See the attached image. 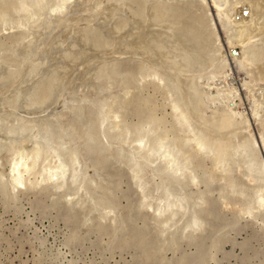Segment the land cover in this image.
Here are the masks:
<instances>
[{"label": "rangeland", "instance_id": "374dc122", "mask_svg": "<svg viewBox=\"0 0 264 264\" xmlns=\"http://www.w3.org/2000/svg\"><path fill=\"white\" fill-rule=\"evenodd\" d=\"M53 1L0 0V134L9 137L0 146V264H264V185L247 178L264 176V107L254 114L243 85L250 68L226 55L212 1ZM254 32L250 52L264 60V34ZM224 75L232 99L212 86ZM223 115L232 122L221 128ZM34 125L49 129L51 150L19 149L15 135Z\"/></svg>", "mask_w": 264, "mask_h": 264}, {"label": "bare ground", "instance_id": "6f19581e", "mask_svg": "<svg viewBox=\"0 0 264 264\" xmlns=\"http://www.w3.org/2000/svg\"><path fill=\"white\" fill-rule=\"evenodd\" d=\"M51 1H53V0H51ZM60 1V0H59ZM57 2V3H60V2ZM65 1H67V0H65ZM104 1V0H103ZM168 1V0H167ZM174 1V0H173ZM180 0H177V2H179ZM183 2L185 1V0H182ZM190 1H192V0H190ZM190 1H188L189 3H190ZM197 1V0H196ZM200 1V0H199ZM204 1V0H203ZM212 1V3L214 4V7H215V11H216V13L217 14H219V16H220V18H221V21H222V28L225 30V32L224 33H226V44H227V50L228 51H230V54H231V51L232 50H235L236 51V54L235 55H229V54H226L227 56H230L232 59H234V60H236V62L238 61V63H239V65H241L242 67L244 66V67H249L250 68V70H249V72H250V78H249V81H246V82H244L243 83V85L245 86V87H247V86H251V88H250V91H251V93H252V96H253V98H254V103L256 104L255 105V109H253L254 110V114H256L257 113V110L259 109V110H261V107H262V105H263V107H264V93H263V91L260 89V86H259V84H258V82H260L261 80H263L264 81V60H263V58H259L258 56H260L261 55V53L260 52H258V50L257 51H253L252 53L250 52V50H252V49H250L251 48V43H250V39H251V37H252V33L254 32V31H256L257 33H258V35H260V33L261 34H264V14H263V12H264V10H262L263 12H261L259 9H261V7H260V4L258 3L257 4V2H256V0H255V2H253V0H211ZM263 1L264 0H260V2H262L263 3ZM54 2V1H53ZM68 2V1H67ZM69 2H71V1H69ZM146 2V1H145ZM148 2V1H147ZM157 2V1H156ZM160 2V1H159ZM174 2H176V1H174ZM174 2H171L170 1V4L171 3H174ZM176 2V3H177ZM193 2H195V1H193ZM198 2V1H197ZM196 2V3H197ZM94 3V2H93ZM110 3V2H109ZM122 3V2H121ZM151 3H153L152 1H151ZM161 3V2H160ZM180 3H182V2H180ZM187 3V2H186ZM192 3V2H191ZM190 3V5H193V4H191ZM199 3V2H198ZM262 3H261V5H262ZM66 4V3H65ZM146 4V3H145ZM159 4V3H158ZM168 4V3H167ZM169 4V5H170ZM188 4V3H187ZM186 4V5H187ZM122 5V4H121ZM143 5V4H142ZM151 5V4H150ZM157 5V4H156ZM162 5H164L163 3H162ZM173 5V4H172ZM176 5V4H175ZM175 5H173V7L175 6ZM181 5V4H180ZM189 5V4H188ZM187 5V6H188ZM189 5V6H190ZM263 5H264V3H263ZM262 5V6H263ZM45 6V5H44ZM43 6V7H44ZM101 6H103V5H101ZM207 6V5H206ZM59 7V6H58ZM114 7V6H113ZM156 7V6H155ZM159 7V6H158ZM161 7H163V6H161ZM161 7H160V11H161ZM167 7V6H166ZM176 7V6H175ZM178 7H179V5H178ZM184 7V6H183ZM39 8V7H38ZM54 8H56V7H54ZM60 8V7H59ZM95 8V7H94ZM98 8V7H97ZM99 8H100V6H99ZM143 8V7H142ZM168 8V7H167ZM171 8V7H170ZM170 8H169V10H170ZM185 8H187L186 6L183 8L184 10H185ZM189 8V7H188ZM197 8V7H196ZM46 9V8H45ZM115 9V8H114ZM113 9V10H114ZM118 9V8H117ZM173 9V8H172ZM192 9V8H191ZM262 9H264V7H262ZM41 10V9H40ZM95 10V9H94ZM112 10V9H111ZM142 10V9H141ZM168 10V13L171 11H169ZM182 10V9H181ZM193 10V9H192ZM203 10V9H202ZM209 10V9H208ZM45 11V10H44ZM55 11V10H54ZM57 11V10H56ZM77 11V10H76ZM97 11V10H96ZM173 11V10H172ZM171 11V12H172ZM177 11V10H176ZM188 11V10H187ZM59 12H60V10H59ZM58 12V13H59ZM65 12V11H64ZM132 12V11H131ZM164 12H166L167 13V11L165 10ZM174 12V11H173ZM32 13H33V11H32ZM43 13V12H42ZM57 13V15H59ZM75 13V12H74ZM73 13V14H74ZM156 13V12H155ZM158 13V12H157ZM175 13V12H174ZM187 13V12H186ZM260 13H262V14H260ZM48 14V13H47ZM50 14V13H49ZM54 14V13H53ZM66 14V13H65ZM91 14V13H90ZM137 14V13H136ZM161 14V13H160ZM185 14V13H184ZM34 14H32V16H33ZM43 15H44V13H43ZM62 15V14H61ZM121 15H123V14H121ZM154 15V14H153ZM159 15V14H158ZM168 15V14H167ZM39 16V15H38ZM45 16V15H44ZM64 16V15H63ZM105 16V15H104ZM103 16V17H104ZM161 16H163V15H161ZM166 16V15H165ZM169 16V15H168ZM183 16V15H182ZM179 17V18H183V17ZM189 16V15H188ZM53 17H55V16H53ZM58 17V16H57ZM102 17V16H101ZM164 17V16H163ZM167 17V16H166ZM165 17V18H166ZM33 18V17H32ZM106 18V17H105ZM156 18H157V16H156ZM155 18V20H157ZM158 18H159V16H158ZM165 18H164V20H165ZM168 18V17H167ZM186 18H188V17H186ZM189 18H191L190 16H189ZM51 19H52V17H51ZM78 19V18H77ZM145 19V18H144ZM161 19H163V18H161ZM172 19V18H171ZM192 19H193V17H192ZM63 20V19H62ZM87 20H90V19H87ZM141 20V19H140ZM139 20V21H140ZM159 20L160 19H158V22H159ZM183 20H185V19H183ZM182 20V21H183ZM86 21V20H85ZM103 21V20H102ZM188 21V20H187ZM209 21V20H208ZM10 22V21H9ZM14 22V21H13ZM46 22L47 21H45V25H46ZM49 22V25H50V21H48ZM99 22V21H98ZM122 22H124L123 20H122ZM127 22V21H126ZM168 22V21H167ZM171 22V21H170ZM170 22H168V23H170ZM176 22V21H175ZM191 22V21H190ZM20 23V22H19ZM140 23H142V22H140ZM195 23V22H194ZM22 24V23H21ZM25 24V23H24ZM29 24V23H28ZM81 24V23H80ZM86 24V23H85ZM90 24V23H89ZM89 24H87V25H89ZM117 24V23H116ZM119 24H120V22H119ZM128 24V23H127ZM130 24V23H129ZM135 24V23H134ZM164 24V23H163ZM186 23H182V26L184 27V25H185ZM187 24H190V23H187ZM186 24V25H187ZM209 24V23H208ZM11 25H13V24H11ZM17 25V24H16ZM53 24H51V26H52ZM171 25V24H170ZM173 25V24H172ZM186 25H185V27H186ZM193 25V24H192ZM192 25H191V27H192ZM40 27H41V25H39ZM38 26V27H39ZM56 26H58V25H56ZM59 26H60V24H59ZM62 26V25H61ZM92 26V25H91ZM120 26V25H119ZM124 26V25H123ZM136 26H137V24H136ZM151 26H154V25H151L150 24V27ZM181 26V25H180ZM179 26V27H180ZM23 27H25V25L23 26ZM23 27H21V28H23ZM28 27V26H27ZM44 27V26H43ZM45 27H49L48 25H46ZM84 27V26H83ZM95 27V26H94ZM97 27V26H96ZM128 27V26H127ZM130 27V26H129ZM154 27H156V26H154ZM163 27V26H162ZM165 27V26H164ZM178 27V28H179ZM182 27V28H183ZM193 27H194V25H193ZM13 28V27H12ZM15 28V27H14ZM50 28V27H49ZM116 28V27H115ZM120 28V27H119ZM133 28V27H132ZM141 28V27H140ZM153 27H151V29H152ZM172 28V27H171ZM181 28V27H180ZM195 28V27H194ZM197 28V27H196ZM27 29V28H26ZM32 29V28H31ZM30 29V30H31ZM34 29H36V27L34 28ZM38 29V28H37ZM39 29H41V28H39ZM54 29H55V27H54ZM99 29V28H98ZM150 29V28H149ZM166 29V28H165ZM176 29H177V27H176ZM187 29V28H186ZM16 30H17V28H16ZM88 30V29H87ZM86 30V31H87ZM153 30V29H152ZM192 30V29H191ZM1 31H2V29H1ZM28 31V30H27ZM26 31V32H27ZM46 31V30H45ZM51 31V30H50ZM55 31V30H54ZM58 31V30H57ZM85 31V32H86ZM90 31V30H89ZM101 31V30H100ZM100 31H99V33L98 34H100ZM104 31V30H103ZM117 31V30H116ZM123 31V30H122ZM135 31V30H134ZM183 31V30H182ZM181 31V32H182ZM234 31V32H233ZM25 32V35H28V33H26ZM36 32V31H35ZM40 32V31H39ZM41 32H42V30H41ZM102 32V31H101ZM126 32V31H125ZM124 32V33H125ZM140 31L138 30V33H139ZM159 32H161V31H159ZM193 32V31H192ZM206 32V31H205ZM208 32V31H207ZM210 32V31H209ZM78 33V32H77ZM79 33H82V31L81 32H79ZM110 33V32H109ZM174 33V32H173ZM185 33H186V31H185ZM191 33V32H190ZM203 33V32H202ZM255 33V32H254ZM23 34V33H22ZM52 34V33H51ZM87 34V33H86ZM123 34V33H122ZM134 34V33H133ZM136 34V33H135ZM144 34H146V33H143V35ZM159 34V33H158ZM176 34H177V32H176ZM180 34V33H179ZM204 34V33H203ZM41 35V34H40ZM47 35V34H46ZM53 35V34H52ZM75 35V34H74ZM110 35V34H109ZM147 35V34H146ZM148 35H149V33H148ZM181 35V34H180ZM255 35H257V34H254L253 36H255ZM17 36V35H16ZM19 36H21V34L19 35ZM83 36V35H82ZM23 37V36H22ZM42 37V36H41ZM43 37H44V35H43ZM123 37H124V35H123ZM129 37H131V36H129ZM140 37V36H139ZM142 37V36H141ZM140 37V38H141ZM157 37V36H156ZM160 37V36H159ZM19 38V37H18ZM87 38H90V37H87ZM86 38V39H87ZM99 38H101V37H99ZM102 38H104V37H102ZM106 38V37H105ZM140 38H138V39H140ZM143 38V37H142ZM147 38V37H146ZM152 38V37H151ZM162 38H164V37H162ZM166 38V37H165ZM164 38V39H165ZM180 41H182V37L180 36ZM34 39V38H33ZM56 39V38H55ZM63 39V38H62ZM82 39V38H81ZM129 39V38H128ZM127 39V40H128ZM144 39V38H143ZM143 39H141V40H143ZM148 39V38H147ZM150 39V38H149ZM167 39V38H166ZM169 39V38H168ZM179 39V38H178ZM40 40H42L41 38H40ZM57 40V39H56ZM84 40V39H83ZM101 40H104V39H101ZM118 40V39H117ZM126 40V39H125ZM129 40H131V39H129ZM154 40H157L156 38L154 39ZM170 40V39H169ZM260 40H262V39H260ZM34 41V40H33ZM55 41V40H54ZM108 41V40H107ZM114 41V40H113ZM158 41V40H157ZM162 41H163V39H162ZM166 41H168V40H166ZM170 41H172V40H170ZM169 41V42H170ZM179 41V42H180ZM41 42V41H40ZM63 42V41H62ZM103 42V41H102ZM136 42V41H135ZM138 42V41H137ZM156 42V41H155ZM159 42V41H158ZM178 42V41H177ZM183 42V41H182ZM260 42V41H259ZM36 43V42H35ZM87 43V42H86ZM90 43V42H89ZM95 43H97V42H95ZM109 43V47H110V42H108ZM162 43V42H161ZM165 43V42H164ZM173 43V42H172ZM176 43V42H175ZM181 43V42H180ZM186 43V42H185ZM207 43V42H206ZM25 45H26V43H24ZM93 44V43H92ZM102 44V43H101ZM171 44V43H170ZM205 44V43H204ZM39 45H40V43H39ZM62 46L63 45H65V43L64 44H61ZM107 45V44H106ZM166 45L167 44H165V48H168V47H166ZM171 45H173V44H171ZM182 45H183V43H182ZM253 45V47H255L254 45L255 44H252ZM55 46V45H54ZM111 46H112V43H111ZM145 46V45H144ZM149 46V45H148ZM176 46V45H175ZM194 46V45H193ZM193 46H191L192 48H193ZM206 46V48L208 47L207 46V44L205 45ZM210 46H212V45H210ZM221 46V45H220ZM261 46H263L262 45V43H261ZM25 47V46H24ZM43 47V46H42ZM85 47V46H84ZM92 47V46H91ZM124 47V46H123ZM184 47H185V45H184ZM195 47V46H194ZM252 47V48H253ZM264 47V46H263ZM53 48V47H52ZM70 48V47H69ZM130 48V47H129ZM145 48H147V46H145ZM170 48V47H169ZM186 48L187 47H185V48H183L182 50H183V52H186L185 50H186ZM192 48H190V49H192ZM220 48V47H219ZM256 48H257V46H256ZM255 48V49H256ZM32 49V48H31ZM34 50H35V48H33ZM41 48H39V50H40ZM61 49H63V48H61ZM86 49V48H85ZM90 49V48H89ZM107 49H108V47H107ZM120 49V48H119ZM142 49V48H141ZM152 49V48H151ZM154 49V48H153ZM188 49V48H187ZM189 49V50H190ZM263 49V48H262ZM38 50V49H37ZM63 50H65V49H63ZM73 50V49H72ZM94 50V49H93ZM95 50H97V49H95ZM99 50H101V49H99ZM103 50V49H102ZM109 50V49H108ZM130 50V49H129ZM178 50V49H177ZM181 50V49H180ZM188 50V51H189ZM215 50V49H214ZM226 50V51H227ZM23 51V50H22ZM30 51V50H29ZM56 51V50H55ZM68 51V50H67ZM83 51H85L84 49H83ZM83 51H82V53H83ZM98 51V50H97ZM121 51V50H120ZM139 51H140V49H139ZM209 51V50H208ZM71 52V51H70ZM75 52V51H74ZM116 52V51H115ZM118 52V51H117ZM144 52V51H143ZM155 52L156 51H154V54H155ZM170 52V51H169ZM193 52V51H192ZM219 52H221V50L219 51ZM114 53V52H113ZM120 53V52H119ZM129 53V52H128ZM146 53V52H145ZM159 53V52H158ZM161 53V52H160ZM162 53H163V51H162ZM189 53H190V51H189ZM91 54V53H90ZM118 54V53H117ZM133 54H135V53H133ZM147 54V53H146ZM153 54V53H152ZM151 54V55H152ZM174 54V53H173ZM181 54V53H180ZM187 54H188V52H187ZM196 54H197V52H196ZM204 54V53H203ZM213 54V53H212ZM220 54V53H219ZM263 54V53H262ZM151 55H149V56H151ZM159 55V54H158ZM183 55V54H182ZM200 55V54H199ZM205 55V54H204ZM264 55V54H263ZM51 56V55H50ZM54 56V55H53ZM56 56V55H55ZM110 56V55H109ZM118 56V55H117ZM194 56V55H193ZM192 56V57H193ZM202 56V55H201ZM220 56V55H219ZM73 57V56H72ZM156 57V56H155ZM169 57V56H168ZM34 58V57H33ZM67 58V57H66ZM199 58V57H198ZM257 58H259V61L260 62H257V64H253V62H254V60H258ZM21 59V58H20ZM192 59V58H191ZM222 59H223V57H222ZM44 60V59H43ZM125 60V59H124ZM196 60H199V59H196ZM195 59H194V61H196ZM22 61V60H21ZM20 61V62H21ZM51 61V60H50ZM71 61V60H70ZM78 61V60H77ZM128 61V60H127ZM136 61H138V60H136ZM135 61V62H136ZM149 61V60H148ZM223 61V60H222ZM49 62V61H48ZM142 62V61H141ZM152 62H154V61H152ZM24 63V62H23ZM26 63V62H25ZM32 63V62H31ZM69 63V62H68ZM140 63V62H139ZM142 63H144V62H142ZM185 63V62H184ZM220 63V62H219ZM225 63H227L226 61H225ZM18 64H19V62H18ZM17 64V65H18ZM28 64V63H27ZM37 64V63H36ZM221 64H223V62H221ZM32 65V64H31ZM47 65V64H46ZM45 65V66H46ZM57 65V64H56ZM141 65V64H140ZM148 65V64H147ZM160 65V64H159ZM167 65V64H166ZM184 65V64H183ZM207 65V64H206ZM226 65V64H225ZM28 66V65H27ZM43 66V65H42ZM160 66H162V65H160ZM208 66V65H207ZM210 66V65H209ZM11 67H12V65H11ZM141 67V66H140ZM149 67V66H148ZM156 67H158V66H156ZM176 67V66H175ZM184 67V66H183ZM190 66H188V68H189ZM60 68H62V67H60ZM104 68V67H103ZM144 68V67H143ZM181 68V67H180ZM179 68V69H180ZM225 68V67H224ZM21 69H22V67H21ZM68 69V68H67ZM177 69V68H176ZM29 70H30V68H29ZM142 70V69H141ZM220 70V69H219ZM13 71V70H12ZM35 71V70H34ZM64 71V70H63ZM144 71V70H143ZM142 71V72H143ZM146 71V70H145ZM144 71V72H145ZM178 71V70H177ZM186 71V70H185ZM223 71H224V69H223ZM223 71H222V73H223ZM19 72V71H18ZM140 72V71H139ZM187 72H189V71H187ZM220 72V71H219ZM37 73V72H36ZM115 73H117V72H115ZM147 73V72H146ZM196 73V72H195ZM210 73V72H209ZM225 73V72H224ZM7 74V73H6ZM25 74H27V72L25 73ZM30 74H31V72H30ZM44 74H46L45 72H44ZM43 74V75H44ZM49 74V73H48ZM64 74V73H63ZM148 74V73H147ZM173 74H174V72H173ZM51 75V74H50ZM81 75V74H80ZM87 75V74H86ZM95 75V74H94ZM144 76H145V74H143ZM151 75H152V73H151ZM218 75H220V74H218ZM218 75H217V77H218ZM226 75V74H225ZM224 75V76H225ZM73 76V75H72ZM150 76V75H149ZM174 76H176V74L174 75ZM209 76V75H208ZM214 76V75H213ZM220 76H222V75H220ZM27 77V76H26ZM96 77H97V75H96ZM154 77V76H153ZM186 78V76H183V78ZM188 77H190V75L188 76ZM204 77V76H203ZM216 77V76H215ZM87 78V77H86ZM163 78V77H162ZM177 78V77H176ZM19 79V78H18ZM178 79V78H177ZM177 79H175L176 81H177ZM182 79V78H181ZM180 79V80H181ZM200 79H202L201 77H200ZM206 79V78H205ZM210 79V78H209ZM213 79V78H212ZM218 79V78H217ZM216 78H215V80H213V82H212V86H214V88H216L217 90L218 89H223V90H225L226 92H224V94L226 93V96H227V98H229L228 97V95H230L231 96V99H232V96L234 95V94H236L235 92H234V90H235V88H234V86L231 84V82H230V79L227 77L226 78V76L224 77V79H218L217 80ZM4 80V79H3ZM104 80V79H103ZM190 80H191V78H190ZM207 80H208V78H207ZM223 80V81H222ZM15 81V80H14ZM95 81V80H94ZM185 81V80H184ZM187 81V80H186ZM203 81V80H202ZM209 81V80H208ZM262 81V82H263ZM61 82V81H60ZM179 82V81H178ZM207 82V81H206ZM210 82V81H209ZM208 82V83H209ZM114 83V82H113ZM174 83V82H173ZM181 83H183V82H181ZM188 83V82H187ZM196 83V82H195ZM199 83V82H198ZM3 84V83H2ZM108 84V83H107ZM112 84V83H111ZM137 84V83H136ZM178 84V83H177ZM177 84H175V85H177ZM200 84H202V83H200ZM134 85V84H133ZM138 85V84H137ZM197 85H199V84H197ZM208 85V84H207ZM11 86V85H10ZM44 87H45V85H43ZM47 86V85H46ZM71 86H72V84H71ZM95 86V85H94ZM129 86V85H128ZM205 86H206V84H205ZM89 87H91V86H89ZM88 87V88H89ZM47 88V87H46ZM46 88H44V89H46ZM83 88V87H82ZM181 88V87H180ZM33 89V88H32ZM71 89V88H70ZM100 89H101V87H100ZM99 89V90H100ZM185 89V88H184ZM4 90V89H3ZM21 90V89H20ZM53 90H55V89H53ZM147 90V89H146ZM187 90V89H186ZM103 91V90H102ZM178 91V90H177ZM50 92H52V91H50ZM66 92V91H65ZM67 92H68V90H67ZM184 92V91H183ZM218 92V91H217ZM227 92H228V95H227ZM237 92V91H236ZM79 93V92H78ZM221 93V92H220ZM222 93H223V91H222ZM47 94H48V92H47ZM95 94V93H94ZM218 94H219V92H218ZM224 94H221L222 95V97L224 98ZM9 95H11V94H9ZM41 95H43V94H41ZM53 95V94H52ZM128 95H129V93H128ZM170 95V94H169ZM181 95V94H180ZM191 95V94H190ZM3 96V95H2ZM44 96H46V95H44ZM66 96V95H65ZM110 96V95H109ZM217 95H215L214 97H212V98H215ZM225 96V97H226ZM111 97V96H110ZM126 97V96H125ZM235 97H237L236 95H235ZM4 98V97H3ZM52 98V97H51ZM172 98V97H171ZM222 98V99H223ZM50 99V98H49ZM6 100V99H5ZM51 100V99H50ZM104 100V99H103ZM117 100H119V99H117ZM174 100V99H173ZM3 101V100H2ZM112 101V100H111ZM226 101V100H225ZM231 101V100H230ZM4 102V101H3ZM13 102V101H12ZM30 102V101H29ZM174 102H175V100H174ZM179 102V101H178ZM181 102V101H180ZM228 102V101H227ZM47 103V102H46ZM45 103V104H46ZM75 103V102H74ZM103 103H105V102H103ZM108 103V102H107ZM157 103V102H156ZM229 103V102H228ZM231 103V102H230ZM17 104V103H16ZM30 104V103H29ZM28 104V105H29ZM39 104V103H38ZM44 104V103H43ZM66 104V103H65ZM119 104V103H118ZM154 104V103H153ZM176 104V103H175ZM179 104V103H178ZM192 104V103H191ZM1 105V104H0ZM62 104H60V106H61ZM64 105V104H63ZM108 105V104H107ZM123 105V104H122ZM156 105V104H155ZM174 105V104H173ZM190 105V104H189ZM16 106V105H15ZM27 106V105H26ZM41 106V105H40ZM46 106V105H45ZM55 106H57V103H56V105ZM178 106H181V105H178ZM230 106H231V104H230ZM42 107H44V106H42ZM49 107V106H48ZM48 107H47V109H48ZM105 107H107V106H105ZM109 107H111V106H109ZM109 107H108V109H109ZM156 107V106H155ZM164 107V106H163ZM14 108V107H13ZM27 108V107H26ZM39 108V107H38ZM54 108V107H53ZM92 108V107H91ZM157 108V107H156ZM178 108L179 107H177V110H178ZM188 108V107H187ZM229 108V107H228ZM85 109V108H84ZM94 109V108H93ZM96 109V108H95ZM107 109V110H108ZM120 109V108H119ZM67 110V109H66ZM65 110V111H66ZM70 110H72V109H70ZM89 110V109H88ZM101 111H103L102 109H100ZM106 110V111H107ZM154 110V109H153ZM174 110V109H173ZM180 110V109H179ZM193 110V109H192ZM230 112H232V110H233V108L232 107H230L229 109H228ZM33 111V110H32ZM39 111V110H38ZM62 111V110H61ZM69 111V110H68ZM87 111V110H86ZM106 111H105V113H106ZM110 110H108V112H109ZM201 111V110H200ZM218 111V110H217ZM217 111H215V112H217ZM262 111V110H261ZM19 112V111H18ZM43 112V111H42ZM96 112V111H95ZM155 112V111H154ZM203 112V111H202ZM264 112V111H263ZM11 113V112H10ZM48 113H51V112H48ZM47 113V114H48ZM53 113V112H52ZM102 113V112H101ZM177 113H179V112H177ZM260 113V112H259ZM6 114V113H5ZM13 114H15V113H13ZM85 114V113H84ZM99 114H100V112H99ZM98 114V115H99ZM108 114V113H107ZM106 114V115H107ZM111 114V113H110ZM258 114V113H257ZM256 114V115H257ZM261 114V113H260ZM259 114V115H260ZM21 115V114H20ZM77 115V114H76ZM102 115H103V113H102ZM259 115H258V118H260L259 117ZM81 116V115H80ZM100 116H101V114H100ZM100 116H98V117H100ZM157 116V115H156ZM229 116V115H228ZM228 116H225V115H223L222 116V119H220L221 121H220V126H221V128H223V126L224 127H227L228 125H229V123L230 122H232L231 120V118L230 117H228ZM238 116V115H237ZM36 117V116H35ZM254 117H256V116H254ZM26 118V117H25ZM37 118V117H36ZM107 118V117H106ZM112 118V117H111ZM145 118V117H144ZM55 119V118H54ZM53 119V120H54ZM96 119H97V113H96ZM101 119V118H100ZM216 119V118H215ZM29 120V119H28ZM98 120V119H97ZM258 120V119H257ZM24 121V120H23ZM38 121V120H37ZM83 121V120H82ZM204 121V120H203ZM215 121H217V120H215ZM35 122V121H34ZM56 122V121H55ZM84 122V121H83ZM86 122H87V120H86ZM180 122V121H179ZM213 122H214V119H213ZM247 122V121H246ZM239 123V122H238ZM244 123H245V121H244ZM6 124V123H5ZM10 124V123H9ZM108 124H109V122H108ZM111 124V123H110ZM174 124V123H173ZM179 124V123H178ZM232 124V123H231ZM240 124H242V122L240 123ZM87 125V124H86ZM112 125V124H111ZM219 125V124H218ZM233 125H235V123H233ZM246 125H247V123H246ZM47 126V125H46ZM57 126V125H56ZM93 126V125H92ZM142 126V125H141ZM238 126V125H237ZM37 126H35L34 125V127H32V129L33 130H30L29 129V127H28V131L26 132V131H22L21 133H18L17 135H15V137H16V140H17V143L19 144L18 146H19V149L21 150V151H23L24 153L25 152H28V151H34V150H37V149H39V147L41 146L42 147V145H44V146H46L49 150H51L52 148H53V144L51 143V139H50V137H49V133H47V131L49 130H47V128L46 129H44V130H39L38 128L37 129H34V128H36ZM171 127V126H170ZM218 127V126H217ZM43 128V127H42ZM41 128V129H42ZM45 128V127H44ZM61 128V127H60ZM115 128V127H114ZM172 128V127H171ZM182 128V127H181ZM180 128V129H181ZM219 128V127H218ZM232 128V127H231ZM233 128H235V127H233ZM232 128V129H233ZM111 130L113 129V128H110ZM109 129V130H110ZM117 129V128H116ZM245 129L247 130V131H249V129H248V127H245ZM256 129H257V131H258V133L259 134H264V119L262 120H258L257 122H256ZM99 130V129H98ZM173 130V129H172ZM227 130H230V129H227ZM8 131V130H7ZM6 131V132H7ZM102 131V130H101ZM106 131V130H105ZM2 132H4V131H2ZM10 132V131H9ZM62 132V131H61ZM110 132V131H109ZM109 132H107V133H109ZM112 132V131H111ZM178 132V131H177ZM182 132V131H181ZM219 132H220V130H219ZM225 132H226V130H225ZM250 132V131H249ZM249 132H247V133H249ZM56 133V132H55ZM57 133H59V132H57ZM180 133V132H179ZM221 133V132H220ZM224 133V132H223ZM53 134V132H51V135ZM62 134H63V132H62ZM222 134V133H221ZM226 134V133H225ZM9 135H10V133H9ZM109 135V134H108ZM235 135V134H234ZM251 136H252V132H251V134H250ZM250 135H249V137H250ZM12 136V135H11ZM54 136V135H53ZM219 136H221V135H219ZM230 136V135H229ZM114 137V136H113ZM222 137H224V135L222 136ZM238 137V136H237ZM240 137V136H239ZM8 136L6 135V134H0V146L1 145H3V144H5V142L8 140ZM70 138H71V136H70ZM92 138V137H91ZM252 138H254V137H252ZM14 139V138H13ZM13 139H11L12 140V143H14L13 142ZM57 139V138H56ZM62 139V138H61ZM141 139V138H140ZM161 139V138H160ZM159 139V140H160ZM210 139V138H209ZM213 139V138H212ZM218 139H220L219 137H218ZM229 139H230V137H229ZM263 139V138H262ZM88 140V139H87ZM90 140V139H89ZM95 140V139H94ZM98 140V139H97ZM110 140H112V139H110ZM201 140V139H200ZM221 140V139H220ZM243 140H245V138L243 139ZM247 140V139H246ZM264 140V139H263ZM56 141V140H55ZM158 141V140H157ZM164 141V140H163ZM199 141V140H198ZM202 141V140H201ZM212 141V140H211ZM219 141V140H218ZM61 142H63V141H61ZM138 142H139V140H138ZM160 142V141H159ZM244 142V141H243ZM11 143V144H12ZM54 143V142H53ZM58 143V142H57ZM87 143V142H86ZM95 143H96V141H95ZM110 143V142H109ZM117 143V142H116ZM157 143V142H156ZM161 143V142H160ZM199 142H197V144H198ZM221 143V142H220ZM219 142H218V144H220ZM235 143V142H234ZM238 143V142H237ZM242 143V142H241ZM253 143V142H252ZM15 144H16V142H15ZM85 144V143H84ZM97 144H98V141H97ZM157 144H159V143H157ZM188 144V143H187ZM204 144V143H203ZM202 144V145H203ZM222 144H224V143H221L220 144V147L222 146ZM65 145V144H64ZM94 145V144H93ZM99 145V144H98ZM135 145H137L136 143L134 144V146H133V144L132 145H130V146H133V147H135ZM162 145V144H161ZM173 145V144H172ZM200 145V144H199ZM202 145L200 146V148L202 147ZM206 145V144H205ZM238 145V144H237ZM264 145V144H263ZM189 146V145H188ZM224 146H226V145H224ZM240 146H242L241 144H240ZM3 147V146H2ZM40 147V148H41ZM56 147V146H55ZM179 147H181V146H179ZM6 148V147H5ZM66 148V147H65ZM65 148H64V150H65ZM70 148V147H69ZM94 148V147H93ZM137 148H139V147H137ZM157 148H159V147H157ZM164 148V147H163ZM162 148V150H164ZM190 148V147H189ZM198 148H199V146H198ZM197 148V149H198ZM44 149V148H43ZM47 149V150H48ZM106 149H108V148H106ZM156 149V148H155ZM161 149V148H160ZM166 149H168V148H166ZM218 149H219V145H218ZM203 150V149H202ZM205 150V149H204ZM221 150H222V148H221ZM225 150V149H224ZM223 150V151H224ZM70 151V150H69ZM98 151V150H97ZM137 151V150H136ZM201 151V150H200ZM74 152V151H73ZM98 152H100V151H98ZM105 152V151H104ZM108 152V151H107ZM162 152H164V151H162ZM165 152H167V151H165ZM197 152V151H196ZM63 153V152H62ZM168 153H169V151H168ZM21 154V153H20ZM36 154L38 155V153L36 152ZM64 154H65V152H64ZM137 154V153H136ZM139 154V153H138ZM146 154V153H145ZM154 154V153H153ZM162 154V153H161ZM166 154V153H165ZM206 154H207V150H206ZM18 155V154H17ZM16 155V156H17ZM45 155V154H44ZM139 155H141V153L139 154ZM144 155V154H143ZM167 155V154H166ZM227 155V154H226ZM230 156H232L231 154H229ZM62 156H63V154H62ZM65 156V155H64ZM229 156V157H230ZM19 158V157H18ZM62 158H66V156L65 157H62ZM73 158V157H72ZM109 158H110V156H109ZM142 158V157H141ZM157 158V157H156ZM228 158V157H227ZM106 159H108V158H106ZM143 159V158H142ZM206 159V158H205ZM232 159V158H231ZM230 159V160H231ZM16 160V159H15ZM25 160V159H24ZM66 160V159H65ZM73 160V159H72ZM75 160V159H74ZM114 160V159H113ZM117 160V159H116ZM189 160V159H188ZM37 161V160H36ZM44 161V160H43ZM55 161V160H54ZM67 161H70V160H67ZM182 161V160H181ZM213 161V160H212ZM216 161V160H215ZM225 161V160H224ZM223 161V162H224ZM14 162V161H13ZM61 162V161H60ZM64 162V161H63ZM167 162V161H166ZM175 162V161H174ZM173 162V163H174ZM15 163H16V161H15ZM47 163V162H46ZM70 163V162H69ZM107 163V162H106ZM111 163V162H110ZM114 163H117V162H114ZM124 163V162H123ZM123 163H122V165H123ZM139 163V162H138ZM156 163H157V161H156ZM217 163V162H216ZM216 163H214V165H216ZM235 163V162H234ZM18 164V163H17ZM21 164V163H20ZM35 164V163H34ZM33 164V165H34ZM70 164H72V163H70ZM77 164H78V162H77ZM109 164V163H108ZM130 164V163H129ZM189 164H190V162H189ZM195 164V163H194ZM243 164V163H242ZM47 165V164H46ZM65 165V164H64ZM74 165H75V163H74ZM118 165V164H117ZM165 165V164H164ZM163 165V166H164ZM178 165V164H177ZM235 165V164H234ZM244 165V164H243ZM246 165V164H245ZM20 166V165H19ZM37 166V165H36ZM43 166V165H42ZM110 166V165H109ZM125 166V165H124ZM127 166V165H126ZM218 166V165H217ZM216 166V167H217ZM230 166V165H229ZM237 166V165H236ZM17 167V166H16ZM55 167V166H54ZM74 167V166H73ZM98 167V166H97ZM173 167V166H172ZM186 167V166H185ZM188 167V166H187ZM3 168V167H2ZM83 168V167H82ZM112 168V167H111ZM129 168V167H128ZM131 168H132V166H131ZM182 168V167H181ZM258 168H260V167H258ZM33 169V168H32ZM43 169H45V168H43ZM57 169H59L58 167H57ZM122 169V168H121ZM139 169V168H138ZM171 169V168H170ZM187 169V168H186ZM264 169V168H263ZM53 170V169H52ZM172 170V169H171ZM184 170V169H183ZM259 171H260V169H258ZM165 171V170H164ZM184 171H186V170H184ZM229 171V168H228V170H227V172ZM248 171V170H247ZM254 171V170H253ZM2 172V171H1ZM43 172V171H42ZM44 172H45V170H44ZM96 172V171H95ZM132 172V171H131ZM137 172H139V171H137ZM171 172V171H170ZM218 172V171H217ZM220 172V171H219ZM262 172V171H261ZM53 173V172H52ZM59 174H60V172H58ZM164 173V172H163ZM224 173H226V172H224ZM248 173V172H247ZM3 174V173H2ZM1 174V175H2ZM75 174V173H74ZM82 174V173H81ZM134 174V173H133ZM173 174V173H172ZM187 174V173H186ZM245 174V173H244ZM248 174H250V172L248 173ZM262 174H264V173H262ZM73 175V174H72ZM78 175V174H77ZM136 175V174H135ZM175 175V174H174ZM223 175V174H222ZM59 176V175H58ZM82 176V175H81ZM81 176H79V177H81ZM84 176V175H83ZM82 176V177H83ZM98 176V175H97ZM134 176V175H133ZM138 176H140V175H138ZM154 176V175H153ZM187 176V175H186ZM226 176V175H225ZM258 176V175H257ZM257 176L255 177V175H254V177L255 178H257ZM262 176L263 175H261V177H260V175H259V177L260 178H258L257 180L256 179H254L252 176H250V175H247V178H249V180L250 181H254L255 183H257V181L259 182V184L261 185H264V178H262ZM1 177V176H0ZM2 177H4V176H2ZM76 177V176H75ZM194 177V176H193ZM264 177V176H263ZM57 178V177H56ZM69 178H71V177H69ZM138 178V177H137ZM136 178V180H138ZM140 178V177H139ZM235 178V177H234ZM86 179V178H85ZM101 179V178H100ZM123 179V178H122ZM58 180V179H57ZM73 180H75V179H73ZM91 180H93V179H91ZM132 180V179H131ZM144 180V179H143ZM194 180H196V179H194ZM248 180V181H249ZM76 181V180H75ZM80 181V180H79ZM88 181H89V179H88ZM140 181H141V179H140ZM63 182V181H62ZM91 182V181H90ZM61 183V182H60ZM79 183V182H78ZM138 183V182H137ZM140 183V182H139ZM198 183V182H197ZM99 184V183H98ZM108 184V183H107ZM162 184H163V182H162ZM200 184V183H199ZM198 184V185H199ZM40 185V184H39ZM63 185V184H62ZM66 185V184H65ZM192 185V184H191ZM239 185V184H238ZM87 186V185H86ZM107 186V185H106ZM164 186V185H163ZM241 186V185H240ZM257 186V185H256ZM138 187V186H137ZM195 187V186H194ZM245 187V186H244ZM262 187H264V186H262ZM88 188H91V187H88ZM168 188V187H167ZM262 189V188H261ZM79 190V189H78ZM90 190V189H89ZM107 190V189H106ZM167 191V190H166ZM81 192V191H80ZM91 192V191H90ZM260 192V191H259ZM107 193V192H106ZM255 193V192H254ZM261 197V196H260ZM165 198V197H164ZM264 198V197H263ZM263 198H261L260 199V201H259V203H261L262 201H263ZM173 199V198H172ZM171 200V199H170ZM169 200V201H170ZM199 200V199H198ZM100 201V200H99ZM224 201V200H223ZM201 202V201H200ZM96 204V203H95ZM181 204V203H180ZM258 204V203H257ZM143 205H144V203H143ZM97 206H98V203H97ZM179 206V205H178ZM262 206V205H261ZM263 207V206H262ZM264 208V207H263ZM143 209H144V207H143ZM152 211V210H151ZM247 212H249V211H247ZM243 213H244V211H243ZM157 215V214H156ZM162 215H164V214H162ZM175 216V215H174ZM254 216V215H253ZM195 220V219H194ZM197 221V220H196ZM195 221V222H196ZM168 224V223H167ZM190 224H192V223H190ZM202 223L200 222V225H201ZM196 225H198V224H196ZM204 224H202V226H203ZM187 227V226H186ZM189 227V226H188ZM201 227V226H200ZM186 229V228H185ZM201 229V228H200ZM194 230V229H193ZM196 231L198 232V230L196 229ZM219 234V233H218ZM184 236V235H183ZM172 242V241H171Z\"/></svg>", "mask_w": 264, "mask_h": 264}, {"label": "water", "instance_id": "95a60500", "mask_svg": "<svg viewBox=\"0 0 264 264\" xmlns=\"http://www.w3.org/2000/svg\"><path fill=\"white\" fill-rule=\"evenodd\" d=\"M231 54H232V55H235V54H236V51H235V50H232V51H231Z\"/></svg>", "mask_w": 264, "mask_h": 264}]
</instances>
